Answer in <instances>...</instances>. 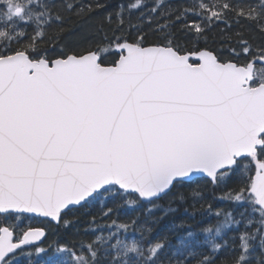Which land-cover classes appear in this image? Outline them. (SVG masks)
I'll list each match as a JSON object with an SVG mask.
<instances>
[{
  "label": "snow or ice",
  "instance_id": "1",
  "mask_svg": "<svg viewBox=\"0 0 264 264\" xmlns=\"http://www.w3.org/2000/svg\"><path fill=\"white\" fill-rule=\"evenodd\" d=\"M145 7L0 0V264H264V0ZM217 193L234 208L212 213L215 226L190 215L198 228L175 245L174 220L111 219L165 199V215L211 213ZM96 205L106 233L50 256L47 231L28 223L68 227Z\"/></svg>",
  "mask_w": 264,
  "mask_h": 264
},
{
  "label": "trees",
  "instance_id": "2",
  "mask_svg": "<svg viewBox=\"0 0 264 264\" xmlns=\"http://www.w3.org/2000/svg\"><path fill=\"white\" fill-rule=\"evenodd\" d=\"M107 2L110 4L109 11L115 10L118 5H127L128 3L134 2V0H107ZM154 0H144L145 7L143 9L144 12L148 11V8H150L153 5ZM158 2V0H157ZM249 2H252V0H249ZM168 4H171L173 6L183 3V0H167ZM139 12H134V17H139ZM134 23H138V20L133 21ZM145 29L148 30L147 24L145 23ZM225 25L220 24L216 28L213 29L212 33L209 34V46L212 48H218L220 46V42L217 39L215 43L212 41V36L216 34L219 30L223 29ZM238 25L233 24V30L238 29ZM226 47V45H225ZM204 184L203 181H201V186ZM203 193H209L211 192V186L208 185L206 188H202ZM221 193L216 194V198H209L208 204L212 207V212L209 213L207 211L208 205L206 204L203 209L199 207V204L196 205L195 211L193 209L189 208L188 205H184L183 207L179 208L177 212L175 213H169L168 215H165V209L167 208V200H161L156 202L158 204V207H156L154 210H152L150 213L147 211L152 206L144 203L142 204L135 213H127L119 212L111 219H117L118 222H130L128 220V216H132L135 218L137 215L139 216L138 223H142L145 220L151 221L153 218H161L160 223L156 225L157 228H159L161 225H165L170 223L171 221H175L177 227L175 229V232L173 234H170L169 239L170 242L175 245L177 243L178 237L185 234L189 230H194L198 228V225L194 223V221L190 220L188 217L190 215H194L195 219L197 221L204 219L205 223L211 222L212 226H215L216 221L223 220L224 217H216L212 213H215L216 211H228L229 209H225L229 206H231V203L226 202L225 200L221 199ZM193 201H190L192 203ZM100 205L88 206L86 208L82 209H73L71 213H69V216L66 217L67 220H71V225L68 227H65L63 223L57 225L54 223H50L47 220H42L39 218H31L28 223H31L34 227H42L47 231V240L44 241L42 247H45L47 249L48 256L53 255V248L56 245V242L59 241L61 244H71L74 240H78L80 238L87 239L86 230L90 229H96V228H104L105 225L110 224V219H101L99 215ZM173 208H177V205L173 204ZM187 209V214L185 213V210ZM238 211V209H237ZM96 217V223H90L92 217ZM237 219H240L237 217ZM256 220H259V216L255 217ZM245 228V224L242 222L239 224V226H233L232 233H239ZM104 231L106 233L107 229L104 228ZM249 232L254 231V229L249 228ZM88 236L92 235L90 231L87 233ZM135 236L139 237V233H134ZM236 243L238 244L239 241L237 240ZM253 243V252L254 256H258L261 252V249L259 247V236L257 235L256 238L252 241ZM29 252L33 251L32 249L28 250ZM221 255H224L223 253ZM27 254H20L17 256V260L19 264H30L29 260L26 258ZM47 259V256H43L40 258H37L35 255L31 258V264H44V261ZM194 264V261H193Z\"/></svg>",
  "mask_w": 264,
  "mask_h": 264
}]
</instances>
